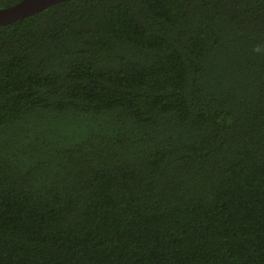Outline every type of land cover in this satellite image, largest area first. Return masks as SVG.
I'll return each instance as SVG.
<instances>
[{
	"label": "trees",
	"instance_id": "trees-1",
	"mask_svg": "<svg viewBox=\"0 0 264 264\" xmlns=\"http://www.w3.org/2000/svg\"><path fill=\"white\" fill-rule=\"evenodd\" d=\"M0 264H264V0L0 26Z\"/></svg>",
	"mask_w": 264,
	"mask_h": 264
},
{
	"label": "water",
	"instance_id": "water-1",
	"mask_svg": "<svg viewBox=\"0 0 264 264\" xmlns=\"http://www.w3.org/2000/svg\"><path fill=\"white\" fill-rule=\"evenodd\" d=\"M64 0H19L18 2L0 8V26L12 23L30 16L51 4Z\"/></svg>",
	"mask_w": 264,
	"mask_h": 264
}]
</instances>
